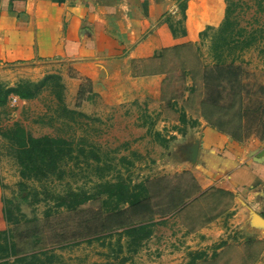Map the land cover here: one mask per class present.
Listing matches in <instances>:
<instances>
[{
  "label": "rangeland",
  "instance_id": "obj_1",
  "mask_svg": "<svg viewBox=\"0 0 264 264\" xmlns=\"http://www.w3.org/2000/svg\"><path fill=\"white\" fill-rule=\"evenodd\" d=\"M233 1L239 3L237 13L242 26L251 30L264 25V1L262 9L256 0ZM226 5L223 0L224 10ZM210 8L218 6L211 4ZM180 18L178 9L174 19ZM223 19L210 21V25L218 28ZM208 24H204V30ZM209 44L210 38L202 40L199 36L195 42L176 44L152 60L137 63L134 74L143 76L133 81L136 85L132 90L131 85H124L117 95L96 93L87 80L78 85L70 66L53 61L37 59L0 68V82L9 85L60 73L66 84L65 105L77 112L70 117L49 90L31 100L15 101L11 97L8 105L0 108V128L19 122L34 136L69 138L80 154L77 162L64 166L66 174L61 179H23L0 134V216L4 218L8 206L17 220L6 221V225L19 256L47 251L48 255H41L43 264H118L124 258H128L125 264H264V240L251 235L248 227L242 234L229 226L226 230L230 206L234 204L230 196L218 193L216 185L204 188L192 171L191 157L171 148L174 140L164 146L150 132L151 126L153 132L182 139L179 129L184 128L180 122L183 112L189 123L185 128L194 119L205 120L204 111L213 113L214 121L223 113L227 117L236 113L237 107L217 112L202 104L210 92L204 74L215 72ZM258 44L264 47V39ZM257 45L235 66L239 67L241 85L250 91L246 95L248 111L264 117V53ZM147 81L156 84V95H149ZM221 103L226 106L228 97ZM259 104L261 107L256 109ZM263 128L262 118L251 137L260 138ZM80 148L86 150L85 154L79 152ZM119 180L131 187L146 183L150 189L144 203L147 208L126 203L117 212L109 211L107 193L100 192V184ZM69 192L93 197L69 210L59 206ZM181 197L189 199L176 213H170L171 201ZM219 217L218 227L223 230L219 238L199 233ZM148 222H155L153 233L139 246L123 233L131 225Z\"/></svg>",
  "mask_w": 264,
  "mask_h": 264
},
{
  "label": "crops",
  "instance_id": "obj_2",
  "mask_svg": "<svg viewBox=\"0 0 264 264\" xmlns=\"http://www.w3.org/2000/svg\"><path fill=\"white\" fill-rule=\"evenodd\" d=\"M180 1L0 0V68L42 59L70 66L78 85L90 81L96 93L117 95L124 85L132 90L133 81L143 76L134 74L137 63L176 44L195 42L204 24L225 16L223 0H187V34L174 37L167 18L177 21ZM211 4L218 9H209ZM147 82L149 95H156V84ZM194 120L197 124L181 133L183 140L172 136L171 148L191 157L192 171L204 188L216 185L233 194L226 230L229 226L242 234L248 227L264 240V226L254 221V213L264 218V139L239 142L203 119ZM220 219L199 233L216 240L223 232ZM6 229L0 216V230Z\"/></svg>",
  "mask_w": 264,
  "mask_h": 264
},
{
  "label": "trees",
  "instance_id": "obj_3",
  "mask_svg": "<svg viewBox=\"0 0 264 264\" xmlns=\"http://www.w3.org/2000/svg\"><path fill=\"white\" fill-rule=\"evenodd\" d=\"M256 1L260 9H262L264 0ZM225 2L227 4L225 17L218 28L208 25L205 30L199 33L202 40L210 38L209 50L215 67L214 73L205 72L204 74V83L210 89V92L208 98L203 100L202 104L205 108L208 107L217 112H224L225 109L230 111L235 107H237V110L236 113L228 117L227 113H223L217 118V121L213 120V113L209 115L207 111H204L202 116L209 125L220 132L230 135L236 141L244 142L251 137L254 130L259 129L264 117L258 112L253 111V113H250L248 111L246 95H249L250 91H245V87L241 85L239 67H236L235 63L243 59L245 52L263 41L264 25L251 30L246 26H242L237 13L239 3L233 0H225ZM179 9L182 14L179 20L174 22L171 18H167L174 37L187 34L185 27L187 0L180 1ZM257 46L260 53L263 54L264 47L259 44ZM197 49L200 51V46H197ZM192 79L195 84V77ZM65 89L66 84L60 73H50L36 81L30 79L21 80L14 85L0 82V108L6 107L12 96H17L22 100H31L37 98L43 91L49 90L58 101L60 108L74 118L77 112L65 105ZM195 89L196 86L194 85L191 90L194 91ZM81 92H83L82 89H80ZM91 93L94 94L93 91ZM226 97H228L229 103L225 106L221 102ZM261 105L259 104L256 109H259ZM180 122L184 125V128H180L179 131L185 134V126L188 124L185 112L181 114ZM191 124L195 125L197 121L194 120ZM150 132L164 146H167L169 141L174 138L172 136L167 138L160 131L153 132L151 126ZM0 134L7 141L10 152L20 167V174L23 179L38 181L49 180L51 177L61 179L66 174L64 166L72 161L77 162L80 158V154L76 153L73 140L49 134L34 136L19 122H15L12 126L5 129L0 128ZM255 134H259V132ZM260 134V138L264 139V128L260 131ZM79 152L85 154L86 150L80 148ZM90 152L92 153L93 151L90 150ZM100 187L103 188L100 191L101 193H107L105 203L109 206V211L117 212L126 203L135 208H147L144 203L147 202L146 200L150 196V189L144 182L131 187L119 180L117 182L101 183ZM217 192L224 196H233L231 192L225 190L218 189ZM92 197V195L83 192H69L67 197L63 198V200L61 198L59 206L75 210L92 199ZM187 199L189 198L181 197L171 201L169 206L170 213H176L186 204ZM164 213L166 214L167 211ZM4 217L8 223L17 221L12 218V213L8 206L4 210ZM154 224L155 222H148L137 226L131 225L124 229L123 233L139 246L143 240L150 238ZM41 255H48V252L19 256L16 244L12 240L10 229L0 230V264H43ZM197 257L198 255L193 260L197 259ZM127 259L124 258L118 264H125Z\"/></svg>",
  "mask_w": 264,
  "mask_h": 264
},
{
  "label": "water",
  "instance_id": "obj_4",
  "mask_svg": "<svg viewBox=\"0 0 264 264\" xmlns=\"http://www.w3.org/2000/svg\"><path fill=\"white\" fill-rule=\"evenodd\" d=\"M197 154V149H195L194 151V156H196ZM254 221L256 222V224L260 225V226H264V218L262 216H260L258 213H254Z\"/></svg>",
  "mask_w": 264,
  "mask_h": 264
},
{
  "label": "built area",
  "instance_id": "obj_5",
  "mask_svg": "<svg viewBox=\"0 0 264 264\" xmlns=\"http://www.w3.org/2000/svg\"><path fill=\"white\" fill-rule=\"evenodd\" d=\"M19 98L17 96H12V100H18Z\"/></svg>",
  "mask_w": 264,
  "mask_h": 264
}]
</instances>
